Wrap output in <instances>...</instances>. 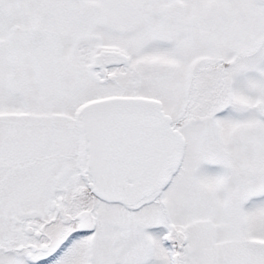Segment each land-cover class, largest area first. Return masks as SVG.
I'll use <instances>...</instances> for the list:
<instances>
[{
    "label": "snow or ice",
    "instance_id": "snow-or-ice-1",
    "mask_svg": "<svg viewBox=\"0 0 264 264\" xmlns=\"http://www.w3.org/2000/svg\"><path fill=\"white\" fill-rule=\"evenodd\" d=\"M0 264H264V0H0Z\"/></svg>",
    "mask_w": 264,
    "mask_h": 264
}]
</instances>
